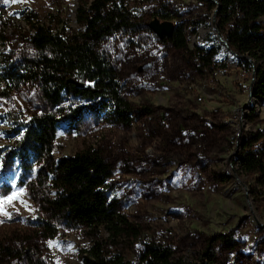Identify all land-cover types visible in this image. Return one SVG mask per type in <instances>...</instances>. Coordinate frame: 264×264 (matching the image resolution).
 Returning a JSON list of instances; mask_svg holds the SVG:
<instances>
[{
	"label": "rangeland",
	"instance_id": "rangeland-1",
	"mask_svg": "<svg viewBox=\"0 0 264 264\" xmlns=\"http://www.w3.org/2000/svg\"><path fill=\"white\" fill-rule=\"evenodd\" d=\"M91 1L0 0V248L14 254L7 264H85L92 245L88 230L52 214L42 165L20 149L17 131L49 108L40 81L26 71L36 55L32 23L81 31L78 10ZM117 4L127 26L101 50L119 72L131 121H120L111 103L85 108L79 119L60 117L54 157L95 148L112 164L107 193L140 233L119 246L134 264L146 242L183 258L207 254L206 264H264V173L241 161L251 137L264 136V101L252 95L251 66L219 38L216 2ZM154 17L180 25L187 46L160 37L150 27ZM251 150L264 163V137Z\"/></svg>",
	"mask_w": 264,
	"mask_h": 264
},
{
	"label": "trees",
	"instance_id": "trees-1",
	"mask_svg": "<svg viewBox=\"0 0 264 264\" xmlns=\"http://www.w3.org/2000/svg\"><path fill=\"white\" fill-rule=\"evenodd\" d=\"M210 1V0H208ZM218 9L214 27L225 38L230 50L251 66V92L264 101V0H213ZM214 3V2H212ZM111 4V5H109ZM81 31H52L40 23H32L31 42L36 55L26 64L42 87L49 108L33 114L17 129L21 132V147L27 156L42 166L46 186V202L52 214L75 227L88 230L92 245L86 250L85 264H134L119 249L121 241L136 239L140 233L123 213L116 200L107 193L114 169L98 149L87 148L73 155L54 157L60 117L80 118L85 108L112 104L117 118L129 123L133 106L122 95L120 75L112 58L101 50L102 41L116 30L127 26V16L117 0H92L78 10ZM178 48L187 46L182 27L175 24L167 36ZM209 55L201 56L211 63ZM19 79L25 74L15 72ZM8 78L14 80L12 74ZM92 105V106H91ZM254 134L241 157L249 171L264 173V163L251 150L263 138ZM107 235L104 237L103 234ZM231 241V240H227ZM207 256V254H204ZM204 255L189 259L176 256L166 244L146 242L135 264H206ZM14 257L9 248H0V264ZM29 264H46L40 258H30Z\"/></svg>",
	"mask_w": 264,
	"mask_h": 264
},
{
	"label": "water",
	"instance_id": "water-1",
	"mask_svg": "<svg viewBox=\"0 0 264 264\" xmlns=\"http://www.w3.org/2000/svg\"><path fill=\"white\" fill-rule=\"evenodd\" d=\"M150 27L160 36H171L173 34L175 24L171 20H160L158 17H154V19L150 23ZM219 38L225 42L221 33L218 31Z\"/></svg>",
	"mask_w": 264,
	"mask_h": 264
},
{
	"label": "snow or ice",
	"instance_id": "snow-or-ice-1",
	"mask_svg": "<svg viewBox=\"0 0 264 264\" xmlns=\"http://www.w3.org/2000/svg\"><path fill=\"white\" fill-rule=\"evenodd\" d=\"M5 2H8V0H5Z\"/></svg>",
	"mask_w": 264,
	"mask_h": 264
}]
</instances>
